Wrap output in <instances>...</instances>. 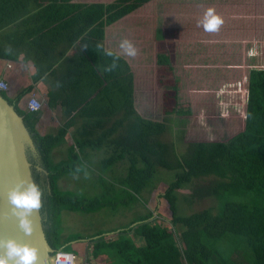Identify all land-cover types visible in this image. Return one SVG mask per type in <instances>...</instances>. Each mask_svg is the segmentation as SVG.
Masks as SVG:
<instances>
[{
	"label": "trees",
	"instance_id": "trees-1",
	"mask_svg": "<svg viewBox=\"0 0 264 264\" xmlns=\"http://www.w3.org/2000/svg\"><path fill=\"white\" fill-rule=\"evenodd\" d=\"M151 1L0 0V57L17 58L19 50L6 48H24L25 60L36 69L34 80L46 79V105L60 108L64 119L56 134H43L37 128L41 111L19 106L34 87L22 90L17 101L1 91L25 117L38 158L49 172L43 183L37 178L44 190L47 239L55 250L74 252L75 244L88 239L87 262L103 259V264H264V68L249 73L243 131L226 141L190 143L179 155L174 143L163 139L170 129L166 121L137 111L135 74L128 60L106 48L107 28ZM177 32L158 30L160 38L177 37ZM157 64L165 115L190 113L180 107L170 54L159 53ZM69 138L67 158L55 161L54 152ZM88 149H105L108 156L101 164L113 174L110 186L91 198L60 188L66 176L88 172ZM120 165L123 173L116 176ZM160 169L175 172L163 194L171 220L150 210L119 231L89 238L65 234L64 212L132 206L145 191L150 196ZM198 179L209 180L194 186L186 199H216L217 207L183 215L180 191ZM219 242L232 247L230 255L216 247Z\"/></svg>",
	"mask_w": 264,
	"mask_h": 264
},
{
	"label": "rangeland",
	"instance_id": "rangeland-1",
	"mask_svg": "<svg viewBox=\"0 0 264 264\" xmlns=\"http://www.w3.org/2000/svg\"><path fill=\"white\" fill-rule=\"evenodd\" d=\"M80 2H112L114 0H77ZM153 0L131 15L107 28L106 48L124 56L135 74V105L141 116L166 121L170 129L163 139L173 142L176 152L185 153L193 142L226 141L243 131L246 120V91L252 69L264 68V0ZM209 8L223 20L217 31L203 27ZM173 28L177 37L160 38L158 30ZM131 41L137 48L135 56H128L120 47L123 40ZM168 53L172 58L175 75L179 80V103L185 115H165L163 88L157 81V55ZM245 96V98H244ZM44 108V106H43ZM46 108V107H45ZM64 120V119H63ZM41 133L57 131L38 129ZM68 141L54 152L55 161L67 158ZM92 152L89 170L84 174L66 176L60 181L62 190H71L85 197L103 193L102 187L110 186L113 174L102 167L108 156L105 149H88ZM35 166L43 167L37 158ZM120 165L114 175L123 173ZM123 167H126L125 164ZM39 171V169H37ZM175 172L160 169L151 184L152 193L145 191L138 196V203L117 208L106 207L97 212H64V232L79 234L84 238L119 231L132 221L153 211L161 220H171L165 189ZM103 178V179H102ZM105 178V179H104ZM209 179H198L180 191V213L189 215L212 207L216 199L191 200L194 186ZM191 204H189V203ZM166 221V220H165ZM133 234V232L131 233ZM137 244L141 241L136 236ZM77 264H87L90 240L75 244ZM227 256L232 247L216 243ZM99 264L104 260L97 259Z\"/></svg>",
	"mask_w": 264,
	"mask_h": 264
},
{
	"label": "water",
	"instance_id": "water-1",
	"mask_svg": "<svg viewBox=\"0 0 264 264\" xmlns=\"http://www.w3.org/2000/svg\"><path fill=\"white\" fill-rule=\"evenodd\" d=\"M31 156L38 158V149L25 117L0 92V237L35 246L39 250L36 264H50L55 249L47 239L41 208L32 215L34 231L30 235L25 234L17 218L10 214L8 191L20 179L36 182ZM36 169L49 176L44 167L36 166Z\"/></svg>",
	"mask_w": 264,
	"mask_h": 264
},
{
	"label": "clouds",
	"instance_id": "clouds-1",
	"mask_svg": "<svg viewBox=\"0 0 264 264\" xmlns=\"http://www.w3.org/2000/svg\"><path fill=\"white\" fill-rule=\"evenodd\" d=\"M203 27L206 31H217L223 20L215 14L213 8H209L203 20ZM120 47L128 56H135L137 48L125 39ZM112 55V53H108ZM43 188L35 181L20 179L9 191L8 202L10 214L19 221L20 228L26 235L34 231L32 215L42 207ZM39 250L28 243H21L14 238L0 237V264H36Z\"/></svg>",
	"mask_w": 264,
	"mask_h": 264
},
{
	"label": "crops",
	"instance_id": "crops-1",
	"mask_svg": "<svg viewBox=\"0 0 264 264\" xmlns=\"http://www.w3.org/2000/svg\"><path fill=\"white\" fill-rule=\"evenodd\" d=\"M260 2L262 3L263 1L260 0ZM6 49L14 51L19 50L21 52V55L17 58L0 57V80H5L9 84V89L7 90L8 97L13 101H17L20 92L32 85L34 87L32 92L25 95L19 101V106L21 108H26L29 98L35 95L44 103V108L41 110L37 128H41L46 131H58L59 127L64 123L63 115L60 108H49L46 105L47 85L45 77L37 81L34 80L36 69L31 61L25 60V56L23 55L25 52L24 48ZM70 141L72 143L71 139ZM39 172L45 177L47 176L42 170H39Z\"/></svg>",
	"mask_w": 264,
	"mask_h": 264
},
{
	"label": "built area",
	"instance_id": "built-area-1",
	"mask_svg": "<svg viewBox=\"0 0 264 264\" xmlns=\"http://www.w3.org/2000/svg\"><path fill=\"white\" fill-rule=\"evenodd\" d=\"M9 84L5 80H0V92L7 91ZM44 103L35 95L31 96L27 102V109L30 112H39L43 109ZM78 254L74 251L55 250L50 259V264H77ZM87 264H98L96 260L89 261Z\"/></svg>",
	"mask_w": 264,
	"mask_h": 264
},
{
	"label": "flooded vegetation",
	"instance_id": "flooded-vegetation-1",
	"mask_svg": "<svg viewBox=\"0 0 264 264\" xmlns=\"http://www.w3.org/2000/svg\"><path fill=\"white\" fill-rule=\"evenodd\" d=\"M31 159H32L33 167H34V176H35L36 183L39 184L38 181H37V178H38V177H40V179L42 180V183H43V180H46V178H45L44 175H42V174L36 169V166H35V164H34V163H36V161H35L36 159H35L33 156L31 157Z\"/></svg>",
	"mask_w": 264,
	"mask_h": 264
}]
</instances>
